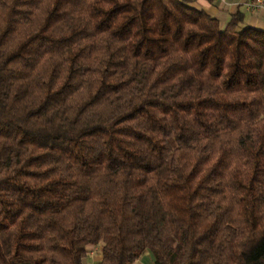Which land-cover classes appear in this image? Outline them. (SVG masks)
I'll return each instance as SVG.
<instances>
[{
	"label": "trees",
	"instance_id": "obj_1",
	"mask_svg": "<svg viewBox=\"0 0 264 264\" xmlns=\"http://www.w3.org/2000/svg\"><path fill=\"white\" fill-rule=\"evenodd\" d=\"M189 0H0V264H264V31Z\"/></svg>",
	"mask_w": 264,
	"mask_h": 264
},
{
	"label": "crops",
	"instance_id": "obj_2",
	"mask_svg": "<svg viewBox=\"0 0 264 264\" xmlns=\"http://www.w3.org/2000/svg\"><path fill=\"white\" fill-rule=\"evenodd\" d=\"M253 1L255 0H189V5L217 19L221 27H225L231 16L239 11L244 16V26L264 31V9L255 13L246 9V5ZM93 249L87 256V264H97L100 261V256L94 255ZM135 264H153L152 254L144 253Z\"/></svg>",
	"mask_w": 264,
	"mask_h": 264
},
{
	"label": "built area",
	"instance_id": "obj_3",
	"mask_svg": "<svg viewBox=\"0 0 264 264\" xmlns=\"http://www.w3.org/2000/svg\"><path fill=\"white\" fill-rule=\"evenodd\" d=\"M247 11L255 13L264 9V2L262 0H255L246 5Z\"/></svg>",
	"mask_w": 264,
	"mask_h": 264
},
{
	"label": "rangeland",
	"instance_id": "obj_4",
	"mask_svg": "<svg viewBox=\"0 0 264 264\" xmlns=\"http://www.w3.org/2000/svg\"><path fill=\"white\" fill-rule=\"evenodd\" d=\"M93 253H94V255H99L100 256V249H99V247H96V248H94L93 250ZM84 264H87V258L84 260V262H83Z\"/></svg>",
	"mask_w": 264,
	"mask_h": 264
}]
</instances>
